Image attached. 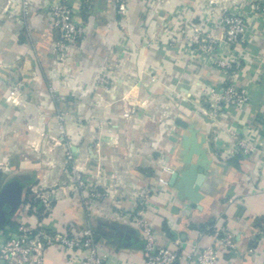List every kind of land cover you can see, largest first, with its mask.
Segmentation results:
<instances>
[{
    "label": "crops",
    "instance_id": "crops-1",
    "mask_svg": "<svg viewBox=\"0 0 264 264\" xmlns=\"http://www.w3.org/2000/svg\"><path fill=\"white\" fill-rule=\"evenodd\" d=\"M51 1L31 0L23 13L21 0H0V231L7 235L19 223L45 233L89 225L107 264H142L136 193L164 178L167 185L149 192L145 206L159 245L188 253L210 245L213 229L227 222L236 249L218 264H264V16L249 10L250 0H132L120 21L115 0H64L86 31L63 66L51 56L58 38L47 15ZM226 9L247 15V39L219 57L249 101L211 120L202 89L221 82L224 70L193 56L188 36L206 18L220 35ZM101 74L109 84L97 82ZM4 77L23 83L17 105L5 100ZM61 126L87 181L105 194L86 209L79 191L64 184L42 211L29 188L66 182ZM238 140L253 150L243 152ZM82 256L43 252L44 264H80Z\"/></svg>",
    "mask_w": 264,
    "mask_h": 264
},
{
    "label": "built area",
    "instance_id": "built-area-1",
    "mask_svg": "<svg viewBox=\"0 0 264 264\" xmlns=\"http://www.w3.org/2000/svg\"><path fill=\"white\" fill-rule=\"evenodd\" d=\"M31 0H21L23 13L27 12ZM132 0H115V12L120 21L128 18V6ZM10 3V1H9ZM8 3V5H9ZM211 4L214 0L210 1ZM7 5V7H8ZM49 24L58 31V38L52 42L51 56L60 65H67L70 47L79 37L85 34L86 26L75 17L74 9L64 0H53L47 6ZM248 8L259 16H264V0H250ZM205 24H192L188 42L191 45V53L198 56L200 62L205 65L219 67L224 70V79L218 84L204 86L201 94V107L207 112L211 120H214L224 109L235 107L241 109L249 101V95L245 88L237 85L233 78V70L229 71L230 63L219 57L221 49L230 50L236 45L242 44L247 39V15L245 12L234 9H226L220 12L218 23L221 27L220 35H215ZM3 79V78H2ZM8 84V93L5 100L17 105L19 96L23 90V83L12 78L4 79ZM97 82L103 85L109 84L107 76L101 74ZM53 99L59 100L52 90ZM67 114L65 109L58 110L59 120H63ZM130 110L124 112L129 116ZM59 142L65 146L64 172L66 182L57 185L33 184L30 187L37 206L42 211L50 209L56 200L58 189L64 184L79 191L85 208L93 201L100 200L105 192L97 182L87 181L84 171L73 155L70 144L63 141L65 130L61 126ZM234 134V132H231ZM238 148L243 152H251L253 146L243 140H238ZM167 185L164 178H159L157 185L150 188L137 190L136 199L138 208L134 211L132 220L141 230L144 240L141 250L142 264H177L182 259H189L192 264H218L223 252H232L236 249L237 233L229 223L225 222L213 229L211 244L205 247L192 246L188 253L179 249H171L157 242V234L150 221L145 216V206L149 192H157ZM233 202V198H228ZM175 239V244L180 245ZM46 247L62 250H80L83 253L80 264H107V254L96 239L95 230L86 225L77 229L71 225L53 233H45L42 229L19 223L13 232L4 235L0 231V259L4 264H44L43 252ZM249 252H253L249 249Z\"/></svg>",
    "mask_w": 264,
    "mask_h": 264
},
{
    "label": "trees",
    "instance_id": "trees-1",
    "mask_svg": "<svg viewBox=\"0 0 264 264\" xmlns=\"http://www.w3.org/2000/svg\"><path fill=\"white\" fill-rule=\"evenodd\" d=\"M0 181H1V173H0ZM29 191H31L30 188H29ZM31 204L32 205H37V201H36L35 198L32 200V203Z\"/></svg>",
    "mask_w": 264,
    "mask_h": 264
}]
</instances>
